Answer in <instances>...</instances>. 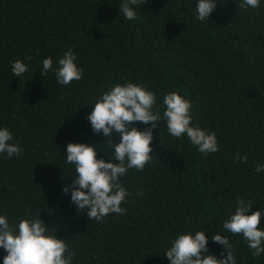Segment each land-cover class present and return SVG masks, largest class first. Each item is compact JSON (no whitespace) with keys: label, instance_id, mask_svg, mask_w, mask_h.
<instances>
[{"label":"trees","instance_id":"1","mask_svg":"<svg viewBox=\"0 0 264 264\" xmlns=\"http://www.w3.org/2000/svg\"><path fill=\"white\" fill-rule=\"evenodd\" d=\"M121 2L0 0V127L24 147L20 157L0 154V215L15 221L40 209L76 251L73 264H169L164 252L171 240L202 229L218 258L227 255L212 240L219 230L234 244L237 264H264V253L253 259L242 235L222 228L238 196L253 202L250 213L264 210V171L255 172L264 164V0L246 11L241 0H218L209 21L195 18L198 0H147L135 21L119 13ZM68 49L84 74L61 86L40 69L46 57L55 68ZM16 59L29 65L19 78L11 71ZM125 81L154 91L161 115L167 92L191 100L192 125L215 132L219 151L200 153L186 136L172 138L161 120L152 162L121 178L131 193L126 212L101 223L62 191L76 176L66 148L96 144L97 158L118 163L109 137L93 133L87 117L103 92ZM237 152L247 155L246 164L233 162ZM258 227L264 230V216ZM6 254L0 248V264Z\"/></svg>","mask_w":264,"mask_h":264},{"label":"clouds","instance_id":"2","mask_svg":"<svg viewBox=\"0 0 264 264\" xmlns=\"http://www.w3.org/2000/svg\"><path fill=\"white\" fill-rule=\"evenodd\" d=\"M147 0H122L119 3V13L127 21L139 18L136 11ZM218 0H198L196 3V19L209 21L210 14L216 9ZM238 7L242 11L258 9L260 0H241ZM27 59H31L28 56ZM77 54L68 49L58 59L53 67V59L46 57L42 61L41 75L53 72L56 81L61 86L69 85L72 81L81 80L84 70L76 63ZM12 74L19 78L29 71V65L20 59L10 62ZM165 110L163 115L157 107L156 93L145 85L131 81L115 84L103 92L87 119L90 121L93 133H102L109 137L106 143L113 149V158L118 163L104 158H97L96 144L84 142H69L66 148V163L75 166L76 176L71 178V185H65L62 191L71 193V202L78 211L87 213L90 220L104 222L109 214H123L131 195L121 178L130 169L143 171L152 162L154 152L153 130L158 129L159 122H166L167 131L174 139L187 137L190 143L197 146V150L204 154L219 151V142L215 132H208L199 126L192 125L193 104L177 91L167 92L163 97ZM135 122L150 125L143 130L134 126ZM120 136L114 143L113 133ZM24 147L20 140L14 138L13 132L7 127H0V154L7 158L20 157ZM107 154L108 152H104ZM248 161L247 155L239 152L233 158L234 163ZM264 171V164L257 163L255 172L259 175ZM136 195H143L137 192ZM253 207L251 200L245 201L242 196L237 197L236 210L225 219L222 228L231 235H242L247 247L252 250L253 259L264 253V230L258 226L264 210L261 208L250 213ZM54 230V231H53ZM206 229L180 232L171 240L164 254L169 264H237L234 255L236 249L228 235L218 230L212 234V240L227 250V255L218 258L208 248ZM0 248L7 253L3 264H73L76 251L70 249L65 238L56 235V229L50 228L41 219L40 209L35 215H29L18 220H10L6 215H0Z\"/></svg>","mask_w":264,"mask_h":264}]
</instances>
